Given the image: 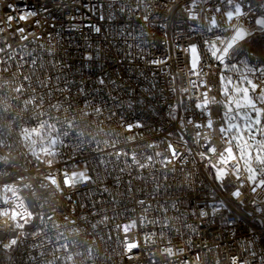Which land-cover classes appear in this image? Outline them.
I'll use <instances>...</instances> for the list:
<instances>
[{"label": "built area", "instance_id": "obj_1", "mask_svg": "<svg viewBox=\"0 0 264 264\" xmlns=\"http://www.w3.org/2000/svg\"><path fill=\"white\" fill-rule=\"evenodd\" d=\"M235 4L254 35L221 66L205 42L234 35L225 13ZM261 17L264 0H0V264H264V190L253 194L245 179L237 200L234 176L215 180L225 108L195 107L205 92L226 99L221 74L252 79L259 95L264 74L250 69L264 59L245 43L264 35ZM192 44L201 76L188 63ZM167 142L182 156L165 165ZM74 172L91 180L66 186ZM220 201L230 210L199 216Z\"/></svg>", "mask_w": 264, "mask_h": 264}, {"label": "snow or ice", "instance_id": "obj_2", "mask_svg": "<svg viewBox=\"0 0 264 264\" xmlns=\"http://www.w3.org/2000/svg\"><path fill=\"white\" fill-rule=\"evenodd\" d=\"M229 5L233 4V0H227ZM216 12H220L221 9L217 7ZM30 15H35V13H30ZM241 6L235 4L234 10L227 11L225 16L228 22L236 20V24H231L233 28L234 35L228 39L223 40L220 37H217L219 44L217 46L215 41L205 43L207 44L211 57L221 66L226 65L227 60L235 54L237 51V45L240 41L245 40L247 37L254 35V32L245 28L242 24L239 23V20L242 16H246ZM21 21L25 20V16H20ZM100 19L103 20V15L100 16ZM149 19L148 16L144 17V21L147 22ZM189 20H197L198 17L194 14H190L188 17ZM9 22L12 20V17H8ZM255 25L261 32L264 34V17L256 18L254 21ZM37 25H40V21H36ZM54 26V25H53ZM217 20L215 16L212 17L210 26L207 27V31L211 32L216 28ZM75 27V26H74ZM84 27H90L95 32L99 33L100 28L92 25L85 24ZM203 30L201 26H195L192 31ZM18 32H24L23 28L17 29ZM27 39V36L24 37ZM129 47H131L129 45ZM188 51L190 53L189 66L191 68L192 74L196 76H201V72L197 71L199 66V54L198 49L195 44L188 46ZM84 59L87 61H93V56L91 54L85 55ZM158 60L151 61L152 64L159 63ZM36 60L33 59V66H35ZM252 72H260L264 74V68L250 69ZM101 86L105 84V79L103 76L97 78ZM221 94L226 98L224 101L217 102L215 98L209 100L207 92L202 93L204 100L203 102L196 103L195 107L197 110L207 109L210 103H222L224 105L225 111L223 112L224 123L220 126L219 131L223 135V138L227 144L222 152L219 154V158L215 163H210L209 166L214 169L215 180L224 186V181L231 174L235 177V180L239 182V187L231 192V196L234 199H239L242 195L241 188L244 186L245 179L247 183L251 186V192L257 194L258 190H264V88H260L259 95H253L257 92L258 84L255 83L252 79L247 77L242 78L239 81H234L228 76L221 74ZM115 86V82H112ZM192 86L196 87V82L192 81ZM200 86H205V82L201 79ZM85 89L80 88V91L83 92ZM210 90V89H209ZM187 91V89H184ZM175 110L171 114L172 119L177 117L174 114ZM188 124H192L193 121L189 119ZM140 125L137 124V127ZM181 134L180 138L183 140V131L186 129L184 120L180 119ZM196 128H201L203 125L197 123ZM208 129L213 128V123L209 120L206 124ZM132 130V125H128V131ZM169 135H172L169 133ZM200 137V133H197V138ZM205 142L208 143L207 138ZM53 146L58 144V141H51ZM187 142L185 141V144ZM233 147L236 148L234 153ZM167 151L171 154L170 157L165 156L163 163L168 164L172 163L173 160L180 158L182 153H180L176 147H174L170 142H167ZM208 151L212 154L216 153L215 147H210ZM156 155H162L161 153H156ZM202 159H209L204 153H201ZM151 159V157H149ZM102 163H105L103 160ZM91 178L86 175L85 172H74L71 176L65 178V185L71 186L73 183L80 182H89ZM226 188V186H225ZM242 203V201H241ZM254 203H256L254 201ZM211 208L212 216H215L220 210L228 211L230 210L228 206L220 201L218 203H213L211 205L201 206V211L199 213L200 217H206L209 215L207 211L204 210L205 207ZM258 212L264 216V206H258L256 209ZM128 228V225L125 226ZM15 243V241H13ZM138 244L129 243L127 245V250L131 251L134 248H137ZM252 255L255 256L256 253L253 250ZM237 257H233L234 264H237ZM244 264V262H241Z\"/></svg>", "mask_w": 264, "mask_h": 264}, {"label": "trees", "instance_id": "obj_3", "mask_svg": "<svg viewBox=\"0 0 264 264\" xmlns=\"http://www.w3.org/2000/svg\"><path fill=\"white\" fill-rule=\"evenodd\" d=\"M245 50L259 59H264V35L246 42Z\"/></svg>", "mask_w": 264, "mask_h": 264}]
</instances>
